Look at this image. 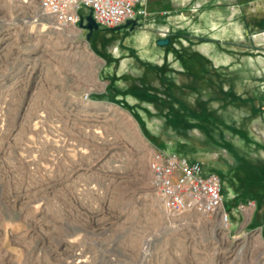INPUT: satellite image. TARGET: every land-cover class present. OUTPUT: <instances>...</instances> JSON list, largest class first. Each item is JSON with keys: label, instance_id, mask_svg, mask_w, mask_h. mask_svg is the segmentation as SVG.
<instances>
[{"label": "rangeland", "instance_id": "1", "mask_svg": "<svg viewBox=\"0 0 264 264\" xmlns=\"http://www.w3.org/2000/svg\"><path fill=\"white\" fill-rule=\"evenodd\" d=\"M124 27L88 40L41 0H0V264H264L255 223L235 235L219 215L169 214L151 171L155 151L195 154L224 172L228 200L238 184L262 208L264 54L204 69L187 40L164 38L170 95L115 75L138 55L97 40Z\"/></svg>", "mask_w": 264, "mask_h": 264}, {"label": "crops", "instance_id": "2", "mask_svg": "<svg viewBox=\"0 0 264 264\" xmlns=\"http://www.w3.org/2000/svg\"><path fill=\"white\" fill-rule=\"evenodd\" d=\"M144 4L148 15L139 19V30L124 27L126 34L123 38H117L111 32L103 30L104 41H100V38L97 40L102 47L105 46L104 42L112 41L117 47L115 52L120 56L130 53L138 55L139 59L136 61L125 59L116 64L115 69H111L119 77L133 75L140 78L139 86L143 83L150 86L147 82L151 77V86L170 95L177 92L176 82L169 76H165V79L158 78V69L166 61L174 65L175 58L171 47L158 44L160 39L181 37L187 40L207 60L205 67H202L204 69L219 70L229 68L231 64H237L236 68L240 69L238 64L241 55L243 57L250 52L264 54V0H145ZM175 66L176 69L184 70L179 63ZM204 81L208 83L207 79ZM169 86L171 92L168 91ZM116 88L125 90L129 87L120 83ZM190 99L191 94L188 96V100ZM185 156L190 161H201L208 173H224L219 172L220 167H214L207 158L201 160L195 154ZM225 184L224 182L225 200L229 203V209L226 202L225 207L231 218L230 232L243 235L255 223L257 230L264 236V203L261 208L256 200H244L255 193L252 194L249 189L245 191L238 184L230 190L231 199L228 200ZM249 202L256 203V206L247 207ZM242 205L246 206L244 210L241 209Z\"/></svg>", "mask_w": 264, "mask_h": 264}, {"label": "built area", "instance_id": "3", "mask_svg": "<svg viewBox=\"0 0 264 264\" xmlns=\"http://www.w3.org/2000/svg\"><path fill=\"white\" fill-rule=\"evenodd\" d=\"M145 0H41L42 9L61 29L87 24L92 16L99 27L117 29L138 25L148 15ZM139 7L138 10H136ZM152 184L165 210L172 215L196 213L220 216L230 230L231 218L225 207L224 182L220 174L206 172L202 163L175 153L155 151L151 160ZM249 202L247 207H255ZM245 205L241 209H245Z\"/></svg>", "mask_w": 264, "mask_h": 264}, {"label": "water", "instance_id": "4", "mask_svg": "<svg viewBox=\"0 0 264 264\" xmlns=\"http://www.w3.org/2000/svg\"><path fill=\"white\" fill-rule=\"evenodd\" d=\"M81 27L89 31V34L87 35L88 40L90 39L92 33L99 29V26L96 24L92 16L87 17V24L82 23ZM169 43H170L169 39H160L158 42L160 46H167L169 45Z\"/></svg>", "mask_w": 264, "mask_h": 264}]
</instances>
